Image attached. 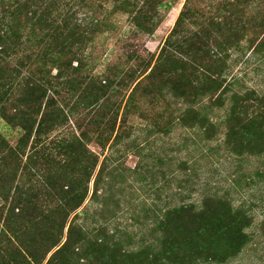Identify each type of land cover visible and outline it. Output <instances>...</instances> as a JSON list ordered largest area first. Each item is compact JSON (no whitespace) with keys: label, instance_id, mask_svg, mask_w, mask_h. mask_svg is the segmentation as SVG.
Returning a JSON list of instances; mask_svg holds the SVG:
<instances>
[{"label":"trees","instance_id":"16d2710c","mask_svg":"<svg viewBox=\"0 0 264 264\" xmlns=\"http://www.w3.org/2000/svg\"><path fill=\"white\" fill-rule=\"evenodd\" d=\"M197 1H185L156 59L132 50L128 69L99 75L88 50L112 17L127 14L152 36L175 0H0V120L18 134L12 142L0 131V264H223L251 241L247 210L213 194L166 205L153 239L135 250L119 232L80 222L92 176L100 165L97 195L106 166L89 144H118L131 116L151 117L146 100L161 107L155 127L168 119L162 131L179 123L207 138L220 126L213 109L225 108L228 150L264 153V94L228 79L242 40L264 54L263 11L220 0L203 12Z\"/></svg>","mask_w":264,"mask_h":264},{"label":"rangeland","instance_id":"374dc122","mask_svg":"<svg viewBox=\"0 0 264 264\" xmlns=\"http://www.w3.org/2000/svg\"><path fill=\"white\" fill-rule=\"evenodd\" d=\"M185 1L175 0L152 36L137 33L127 14L112 17L115 27L98 36L88 50L95 58L94 72L103 75L109 65L128 69L125 57L132 50L147 59L154 53L156 59ZM219 1L197 2L205 12L214 11L211 4ZM246 11L249 15L263 11V15L264 0H253ZM249 44L247 39L242 40L232 51L228 79L238 90L255 89L264 94V54L253 52ZM144 103L151 117L131 116L121 128L127 133L118 144L111 147L108 144L105 149L89 144L99 153V164L105 162L106 166L97 180V195L94 181L100 165L92 176L89 195L80 209L83 211L80 222L90 230L103 226L111 233L119 232L116 235L125 248L135 250L153 239L154 223L166 205L200 202L211 194L223 196L234 206L247 210L252 218L248 229L251 241L239 255L223 264H264V153L240 156L228 150L222 123L225 108L213 109L211 117L220 126L215 135L207 138L200 128H187L179 123L173 124L169 132L162 131L168 119H159L162 130L152 121L161 107L149 100ZM70 125L74 126L73 118ZM0 131L12 142L16 141L17 131L2 120ZM183 162H187L188 169L183 168Z\"/></svg>","mask_w":264,"mask_h":264}]
</instances>
